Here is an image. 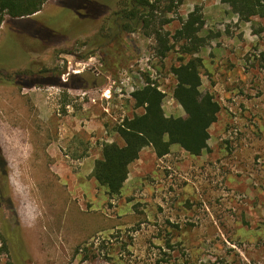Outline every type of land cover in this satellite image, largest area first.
Here are the masks:
<instances>
[{"label":"rangeland","instance_id":"rangeland-1","mask_svg":"<svg viewBox=\"0 0 264 264\" xmlns=\"http://www.w3.org/2000/svg\"><path fill=\"white\" fill-rule=\"evenodd\" d=\"M119 2L47 0L4 17L0 264H264V17L160 0L154 24L169 20L172 45L162 58L152 36L120 33ZM195 13L200 92L220 107L208 151L173 145L158 159L147 147L109 196L91 172L102 144H123L115 125L142 112L134 91L156 86L165 116L185 117L171 69L192 56L173 35Z\"/></svg>","mask_w":264,"mask_h":264},{"label":"trees","instance_id":"trees-1","mask_svg":"<svg viewBox=\"0 0 264 264\" xmlns=\"http://www.w3.org/2000/svg\"><path fill=\"white\" fill-rule=\"evenodd\" d=\"M168 1L170 9L173 0ZM261 1L220 0L241 21H248L252 17L263 18L264 4ZM46 2L47 0H0V27L5 16L12 19L32 16ZM158 4L160 0H120L115 23L118 24L120 33L142 31L145 36H152L157 43L156 52L163 58L172 49V45L168 35L162 30V25L169 23V20H160L158 27L154 24V12L159 8ZM198 23L200 18L195 13L173 35L176 42H184L181 46L184 54L192 56L171 69L175 78L172 97L181 105L185 117L165 116L161 105L164 94L156 86L141 87L134 91L131 95L133 107L142 112L115 125L113 131L123 144H102L101 156L94 162L91 172L92 178L105 188L109 196L120 194L128 178L129 166L138 160L141 151L147 147L153 150L158 159L167 156L173 145L191 156H199L208 151L209 129L217 121L220 107L212 94L200 92V60L193 57L200 48ZM35 83L26 87L32 88ZM47 85L60 87L62 84L58 80ZM12 233L17 236V231ZM6 234L11 240L8 230ZM16 238V243L21 246L18 236ZM12 245L13 249L18 247ZM3 250H6L4 246L0 251Z\"/></svg>","mask_w":264,"mask_h":264},{"label":"crops","instance_id":"crops-1","mask_svg":"<svg viewBox=\"0 0 264 264\" xmlns=\"http://www.w3.org/2000/svg\"><path fill=\"white\" fill-rule=\"evenodd\" d=\"M40 12V11H39Z\"/></svg>","mask_w":264,"mask_h":264}]
</instances>
